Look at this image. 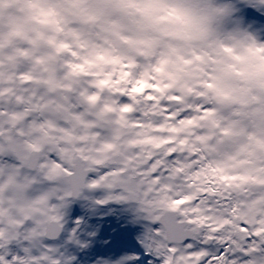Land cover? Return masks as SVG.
Masks as SVG:
<instances>
[{"label": "clouds", "instance_id": "clouds-1", "mask_svg": "<svg viewBox=\"0 0 264 264\" xmlns=\"http://www.w3.org/2000/svg\"><path fill=\"white\" fill-rule=\"evenodd\" d=\"M222 3L230 16L212 12ZM146 96L157 103L141 116ZM0 98V241L19 246L21 264H63L58 241L94 181L120 197L99 213L97 236L109 234L98 243L121 228L172 229L183 236L168 240L173 264H204L185 240L207 234L206 206L193 209L212 174L196 187L149 163L177 135L205 137L216 178L237 177V200L264 209V5L253 0H0ZM262 247L264 232L252 252Z\"/></svg>", "mask_w": 264, "mask_h": 264}, {"label": "snow or ice", "instance_id": "snow-or-ice-1", "mask_svg": "<svg viewBox=\"0 0 264 264\" xmlns=\"http://www.w3.org/2000/svg\"><path fill=\"white\" fill-rule=\"evenodd\" d=\"M253 2L264 5V0H253ZM211 10L222 17L231 15V5L227 3L212 5ZM233 22L240 23L239 20ZM139 92H143V87L136 84L131 87L128 95L135 99V93ZM91 99L94 100L95 97ZM138 103L142 105L139 115L147 116L148 109L144 105L157 103V98L146 96L142 102L138 101ZM5 108V101L0 98V114L5 111ZM129 110L128 107L122 109L124 112ZM162 111L165 119L172 118L166 106ZM179 119L181 124L185 123L182 117ZM187 123L191 124V119ZM143 126L142 122H137V127ZM180 131L177 127L170 129V133L173 134H178ZM220 135H226V133L221 132ZM152 143L159 147L160 142L152 141ZM163 143L166 147L158 151L149 161L155 177L159 178L163 173L169 179H174L180 175L190 185L196 187H200L198 181L202 173L205 177L211 173L213 177L201 187L202 195L196 200V207L193 209L198 212L201 205L206 206L205 211L209 214L206 217L207 234L199 244L185 240L186 247L199 249L193 255L198 259L204 258V264H238L235 259L238 255L250 257L247 259V264H264V247L259 250V255L252 252L257 237L264 232V209H257L255 202L242 205L237 200L231 190V184L228 183L237 177L223 175L216 178V173L222 169H218L210 159V154L216 151L215 147L208 144L203 136H198L196 141L189 142L182 135H177L175 139H165ZM52 159L55 160L56 157L52 156ZM34 163L36 167L39 166V161ZM221 183L223 187L220 186ZM91 187L96 190L84 197L85 210L77 208L73 219L58 241L63 245L60 251L65 253L63 264H79V261L87 264V261L94 260L97 256L107 257L98 261L97 264H173L172 254L178 250L168 244V240L183 238V236L172 229L168 230L166 236L161 237L153 229L145 228L136 231L121 228L110 243L103 245L98 243L97 241L106 239L109 234V229L105 227L97 236L101 224L107 223V220L99 213L108 212L113 204L120 202V197L113 194L112 184L101 187L94 181ZM184 202V200L178 201V203ZM257 212H260V215H257ZM90 216L95 217L91 223H89ZM113 226L119 227L115 221ZM93 242H97L94 248ZM74 253L79 254V261L75 259ZM125 253H135V255H125ZM23 254L18 245L14 244L6 248L3 241H0V264H21L20 256Z\"/></svg>", "mask_w": 264, "mask_h": 264}]
</instances>
